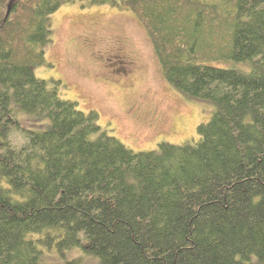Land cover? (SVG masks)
<instances>
[{"label": "trees", "instance_id": "16d2710c", "mask_svg": "<svg viewBox=\"0 0 264 264\" xmlns=\"http://www.w3.org/2000/svg\"><path fill=\"white\" fill-rule=\"evenodd\" d=\"M66 1L0 0V264H264V0H80L132 13L163 79L213 107L152 151L37 77Z\"/></svg>", "mask_w": 264, "mask_h": 264}, {"label": "rangeland", "instance_id": "374dc122", "mask_svg": "<svg viewBox=\"0 0 264 264\" xmlns=\"http://www.w3.org/2000/svg\"><path fill=\"white\" fill-rule=\"evenodd\" d=\"M138 22L132 13L110 6L66 1L51 16V42L44 47L47 64L34 71L49 87L57 86L63 99L76 102L79 111H96L103 129L134 151L158 150L164 140H195L198 125L211 119L213 107L185 98L163 79L148 34ZM117 57L128 60L130 72ZM33 117L21 113L25 124L40 128ZM14 143L21 144L22 138L14 135ZM64 254L66 261L79 259L76 264L99 262L80 250ZM48 261L64 264L58 258Z\"/></svg>", "mask_w": 264, "mask_h": 264}, {"label": "flooded vegetation", "instance_id": "af4514ba", "mask_svg": "<svg viewBox=\"0 0 264 264\" xmlns=\"http://www.w3.org/2000/svg\"><path fill=\"white\" fill-rule=\"evenodd\" d=\"M118 58V57H117ZM118 63L119 64H121L122 65V67L124 68V70L128 73V72H130L128 69H130L129 68V66H128V60H125L124 59V57H120V58H118Z\"/></svg>", "mask_w": 264, "mask_h": 264}, {"label": "bare ground", "instance_id": "6f19581e", "mask_svg": "<svg viewBox=\"0 0 264 264\" xmlns=\"http://www.w3.org/2000/svg\"><path fill=\"white\" fill-rule=\"evenodd\" d=\"M112 72H108L107 74H108V76L111 74ZM121 81V80H120Z\"/></svg>", "mask_w": 264, "mask_h": 264}, {"label": "water", "instance_id": "95a60500", "mask_svg": "<svg viewBox=\"0 0 264 264\" xmlns=\"http://www.w3.org/2000/svg\"><path fill=\"white\" fill-rule=\"evenodd\" d=\"M10 9V8H9ZM10 13V10L8 11V14Z\"/></svg>", "mask_w": 264, "mask_h": 264}]
</instances>
